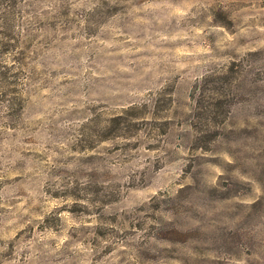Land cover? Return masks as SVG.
<instances>
[{"label":"clouds","instance_id":"1","mask_svg":"<svg viewBox=\"0 0 264 264\" xmlns=\"http://www.w3.org/2000/svg\"><path fill=\"white\" fill-rule=\"evenodd\" d=\"M0 264H264V0H0Z\"/></svg>","mask_w":264,"mask_h":264}]
</instances>
